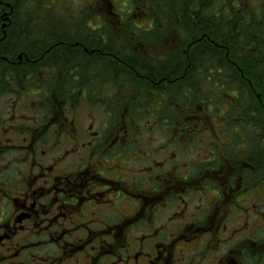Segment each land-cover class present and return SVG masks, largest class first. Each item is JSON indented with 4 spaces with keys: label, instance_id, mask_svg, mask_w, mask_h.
<instances>
[{
    "label": "flooded vegetation",
    "instance_id": "1",
    "mask_svg": "<svg viewBox=\"0 0 264 264\" xmlns=\"http://www.w3.org/2000/svg\"><path fill=\"white\" fill-rule=\"evenodd\" d=\"M89 2L83 9L92 8L95 16H101L102 0L87 7ZM6 8L0 1L3 17ZM176 9L184 17L177 25L192 26L180 27L173 43L183 39L190 45H221L228 40L224 30L234 15L233 20L250 31L242 34L243 40L264 44V0H178ZM114 12L111 21L89 22L88 28L82 23L84 27L77 31L67 27L61 36L51 29L45 37L30 39L22 54L17 43L20 26L7 39L6 28L0 25V46L7 51L1 53L0 48V106L6 95L41 99L25 106L32 116L22 115L21 104L15 102L9 113L0 111V264H264V223L258 224L264 203L251 209L244 204L264 193V166L251 161L252 152L262 161V131L250 119H229L219 111L223 115L210 116L209 133L221 126V136L238 145L233 157L242 164L226 172L228 151L216 153L210 146L219 147L215 141L196 145L198 150L206 147L210 151L206 157L213 159L182 161V143L188 136L193 143L192 137L202 132L197 111L208 105L212 110L218 102L214 97L203 106L183 110L187 105L174 101L172 118L164 109L171 93L163 88L171 86L176 94L179 78L193 76L189 70L194 62L213 57L193 51L172 56L162 50L163 60L174 61L175 66L189 62L188 69L184 63L175 70L157 71L162 80L140 82L156 72L141 63L145 55L128 51L132 42L145 41L148 21L144 25L136 14L131 16L134 21H120L118 16L126 10L121 13L117 7ZM204 12L206 17L216 12V22L211 18V23L207 18L203 22L199 15ZM208 29L218 37H210ZM112 35L125 41L123 53H112ZM245 56L238 73L260 75L259 70L246 68ZM218 57L228 62L231 58L229 54ZM21 76L27 77L25 86ZM69 76L80 84L78 96L53 93L52 87ZM150 91L161 94L156 112L149 106L135 109L138 95ZM86 108L101 113L77 126L69 115L79 117ZM150 109L155 113L151 120L161 121L169 135L168 144L159 150L140 147L144 131L149 132L142 124ZM235 124L238 127H230ZM173 130L177 133L171 134ZM229 130L234 133L229 135ZM221 145L225 148L224 140ZM220 153L225 162L219 160ZM136 161L141 163L138 168H134ZM251 169L254 178L249 176Z\"/></svg>",
    "mask_w": 264,
    "mask_h": 264
},
{
    "label": "rangeland",
    "instance_id": "2",
    "mask_svg": "<svg viewBox=\"0 0 264 264\" xmlns=\"http://www.w3.org/2000/svg\"><path fill=\"white\" fill-rule=\"evenodd\" d=\"M56 3L57 4V8L56 11L59 12L61 10L65 11V8L68 7H72L73 12H75L76 16L74 19H72L69 23L68 26L65 25H61V24H56L54 22H52L51 20H48V16L45 12V10H43V8H40L39 14H36L33 10V6L29 5L30 8H26L24 7V10L28 9L30 11H32L33 13V17L31 20H27L26 15L23 13V6H21L19 8H17V5H15V8L13 6V2H18L22 3V0H6V2L8 3V5H10L11 7L6 8V12L4 14V17L2 16L3 14H0V25H2L1 23H3V25L5 26L6 30H5V34H6V38L8 39V36H12L14 37V34L17 33V29L16 26H20L21 31L18 35L17 38H21L20 42H17L18 44H21L20 48L22 51L26 50L29 46V41L30 39H35V38H40V37H45L47 35V33H49L52 29V31L56 34V32L58 31H62L63 33L67 32V27L72 28L74 31L77 30H81L84 26L82 24V21L86 20L88 17H95V12H90L92 10V8H88V10H84L83 7H85L87 5L88 0H49L48 1V5H50V3ZM108 3V2H107ZM118 4V3H117ZM9 7V6H8ZM86 9V8H85ZM120 11L121 13H124V11L126 10L124 7V4L120 5ZM85 11V12H84ZM93 11V10H92ZM216 13V12H215ZM217 15L220 17L222 14L220 12L217 13ZM3 17V18H2ZM137 20L139 22L143 21V24L146 25V19L142 14H137L136 15ZM213 27H218V24H214ZM115 35H112V38ZM0 37L1 34H0ZM19 40V39H17ZM173 40L171 39L170 41H168L166 44L163 43H148V41H143L140 39V41H137L136 43H131V48L128 51V54L130 55H145L146 57L144 58L145 61L141 62L146 70L149 69L150 72H157L159 70H163L166 68H170L172 70L178 69V67L181 65H184V63L186 64L187 68L185 70L188 69V65L190 64L189 62H184L182 61L179 66H175V62L174 61H166L163 60V54H162V50H164L165 52L169 51L168 53L171 54L173 56V54L175 55H183L184 53H189L191 51H193L192 53H196L197 50L200 48L198 47L197 50L196 46L199 44L194 45L195 47L192 49L190 46V44L186 43L185 41H183V39H181L179 42L173 43ZM113 45L112 49L113 52L112 53H123V51L121 50L122 47H125L127 45H125V41H121L120 39H116L113 38ZM170 43V45H169ZM125 45V46H124ZM192 46V45H191ZM202 46H205L204 44H202ZM3 47V44L0 46ZM195 50V51H194ZM83 52V49H82ZM20 53L22 54V52L20 51ZM206 55V54H203ZM221 55V54H218ZM217 58V56H216ZM221 58V57H220ZM218 59V58H217ZM166 61V62H165ZM201 61V62H199ZM197 66V69L199 71H204L207 68H212L213 70H216L217 67H219V65L214 62L211 61L209 58L207 57H199L197 59V63L194 62L193 66L191 67V69L189 71H193V76L196 80V82H198V86L199 88H202L201 91V95L196 96L195 98H193V96H191L192 98H190L189 94H187V90L186 92L183 94L184 95V99L181 101L182 105H184L183 110H187L188 108H194L195 105L196 106H203L202 103L205 104V102L209 103L211 98L214 96H216L217 98L219 97H225V102H223L222 100H218V103L215 105V107L211 110L209 105L207 107H205V109H199L198 112V116L199 119L201 120V128H202V132H198L197 135L198 136H193L192 139L194 140L193 143L189 140L191 139V137H187V141L186 144L182 143V147H183V151L180 152L179 156L181 157L182 161H185L187 163H194L195 161H197L198 159L201 160H206L207 158H212L214 156L210 155L209 157H206L209 155V152L207 150V148H200L198 150V148L196 147V145H201V144H205L207 143L209 145L210 142H217L220 146L217 147L214 144L210 145L212 147V149H217L216 153H218V150H223L224 152H227L228 158H230V160L227 159L226 163L222 158H221V153L219 154V160L224 163V169L226 170V172H229L228 170H230V168L233 169V167H237L239 165L242 164V161L238 160V158L233 157L234 153L235 155H237V148L238 145L235 144L234 146L232 145L233 141H230V139H232L231 137H223L221 136V134L223 133L221 126H215V132H210L209 130H211V126H210V116L213 117V115H216L217 117L220 116V112L222 111L223 113L226 112L228 113L229 110V103L226 101L228 99V96L225 95V93H227L226 91H222L220 84H222V82H218V80L214 79V77H212V79L210 81H207L208 79L202 75H199L198 73L195 72V67ZM146 78L140 79V82L145 81ZM62 80V79H61ZM60 80V82H61ZM192 86H193V82H191ZM60 84V83H59ZM142 84V83H141ZM146 84V82L144 83ZM182 82L177 84L176 88V94H173L174 92V88L169 86L168 88L170 89H166L168 92L171 93V96H168V100L166 101V108H164L166 110V112L168 113V115L172 118L175 117V110H172L174 107V101H178L177 97H178V93L179 90L181 91V89L183 88L181 86ZM173 88V89H171ZM229 91V90H228ZM207 94V95H206ZM149 95V97H148ZM78 96V94L76 95V97ZM135 96V95H134ZM146 96V97H143ZM161 94H159V91H150L149 94H139L138 95V99H135V102H137L134 106L135 109L138 108L139 105L141 106H149V108H154V111L156 112L157 107L160 105L159 102L161 101L160 99ZM175 97V98H174ZM210 97V98H209ZM215 97V98H216ZM136 98V97H135ZM40 97H35V95L32 96V98H27V99H23L22 97L20 98H16V97H11L10 95H6L5 96V100H3L1 102V106H0V111L3 114H7L9 113L10 109L15 106L14 102L16 104H21L20 107H18L19 112L22 113V115H28V116H32V113L30 111L29 108L25 107L28 105L34 106L35 104H37L40 101ZM214 111V112H213ZM190 112V111H188ZM100 111L96 108V109H90V108H86V112H84L83 110L80 112L79 117H75L74 115L70 114L69 117L71 118V120L73 118L76 119V123L77 126L79 125H83L84 122L87 120L88 117L90 116H94V115H100ZM206 113L208 114V116L206 115ZM215 113V114H214ZM154 112L150 109V114L147 116L149 117L147 121H145L142 126L146 129L147 127H149V132L146 130V132L144 131V138L141 140L140 143V147L143 148L144 150H159L162 149L163 147H165L168 144V141H166L167 137H169L168 132H165L164 129L165 127L163 125H160L159 122H155L153 120H151L152 117H154ZM223 115V114H221ZM86 116V117H85ZM100 118V116H99ZM98 118V119H99ZM178 118V117H177ZM176 118V119H177ZM214 119V118H212ZM215 120V119H214ZM216 121V120H215ZM149 122V123H148ZM217 123V121L215 122ZM200 124V123H198ZM156 127V128H154ZM209 128V130H208ZM189 129L191 131L194 130V126L193 125H189ZM171 134L173 133H177L173 131H170ZM181 133V132H180ZM188 135L189 131L186 132ZM229 135H232L234 132L232 130H229L227 132ZM201 135V136H200ZM207 135V136H206ZM206 136V137H205ZM183 139V138H182ZM234 140L237 139V137L233 138ZM205 140H207V142H204ZM222 140L225 141L226 145L224 148V145H221ZM227 141V142H226ZM231 142V145H228L227 143ZM255 149H259L260 150V145L256 146L253 145ZM138 144L136 145V149H137ZM181 147V148H182ZM229 147V148H227ZM247 147V144H246ZM176 150H179V147L175 148ZM250 150H252V148H249V150H246V153L248 152V154H246V156H249V152ZM251 156H254V159H252V163L254 166H259L262 165L264 166V162L263 159L262 161H260L259 157H256V155H254V153H251ZM158 160H160V157H157ZM214 163V162H213ZM251 163V166L253 167ZM212 165H216L215 163ZM141 166V163L139 161L134 162V168H138ZM238 170H233L232 172L236 173ZM251 172V173H250ZM237 175V174H236ZM249 176H251V178H254L255 176V171L254 170H250L249 171ZM237 182V185L239 184L238 182V178L235 180ZM256 185V184H255ZM256 203H264V193H262L260 196H256L252 199H249V201H245V207H248V209H251L252 206ZM259 210H261V207L259 208ZM259 214V213H257ZM263 215V214H262ZM260 215L259 216V223H264V216Z\"/></svg>",
    "mask_w": 264,
    "mask_h": 264
},
{
    "label": "trees",
    "instance_id": "3",
    "mask_svg": "<svg viewBox=\"0 0 264 264\" xmlns=\"http://www.w3.org/2000/svg\"><path fill=\"white\" fill-rule=\"evenodd\" d=\"M0 1L1 4H4V6H6L9 10L11 6H7L8 3L6 2V0ZM48 1L49 0H22V3L18 2L17 4V2H13L12 4L14 8L15 5H17V8L18 6L19 8L23 6V13L26 15L28 21L31 20L33 17L32 11H34L36 14H39V12L36 11H39L40 8H43V10H45L48 16V20H53L52 22L56 24H65L67 21H71L72 19H74L73 14L71 13L73 11L72 7L65 8V11L61 10L57 12V4L53 1V3H50V5H48ZM97 1L98 0H90L89 5L87 7H90L92 3ZM122 4H124L126 14H121V16H118L120 21H134L132 20L133 18L131 19V16L133 14L137 15L142 13L144 14L143 16H147L146 21H148V27L146 28V30L148 31H143V39L145 41H149L148 43L166 44L171 39L173 40L174 33L179 31L180 27L191 28L192 26L188 23L184 24L185 22H182L181 26L177 25L179 20L184 21V17H180L176 9L178 6V0H108V3L105 0H102V15L99 16L96 14L95 17H88L86 20L82 21V23H84L85 27L88 28L87 24L89 22L101 21L102 23H104L105 21H111L113 20L112 16H114L115 13L114 9H117V7L120 8V5ZM216 4L217 3L214 2L215 6ZM29 5L33 6V10H24V7L30 8ZM109 6L112 8V11L109 10ZM84 10H88V8ZM137 11H139V13H136ZM90 12L93 11L91 10ZM211 14H213V16L209 15L210 17H206L207 13L204 12L203 14H200L199 17L203 19V22L206 18L210 20V23L211 19L213 22H216L215 13L212 12ZM233 16L234 15H230L228 28L224 30V38L228 37V40H225L227 42H222L221 45H197L195 49L197 50V48L200 47L197 50L196 54H209L213 57L210 60L216 62L219 67H217L216 70H213L209 67L204 71H199L196 66L194 69L196 73L204 76L203 78L206 77L208 79L207 81H210L212 77H214V79L218 80V82H222V84H220V87L222 91L227 92L225 93V95L228 96V99L226 101L229 103V110L228 113H226L225 115L226 117H228L229 119H250L253 121V126L262 131L261 140L263 141V147L261 149V155L264 162V44H252L243 40L241 38L242 34H249L250 31L245 30V25H240L239 21L236 22L235 20H233ZM212 30L213 29H208L207 33H209V36L214 39L218 36L214 32H212ZM58 34L61 36L60 31H58ZM92 34L93 33L90 32L89 37H93ZM7 47L8 46L5 45V48ZM189 47L193 49L195 46L190 45ZM0 48L2 50L1 53H7V51L3 49L4 47ZM21 52L24 53L25 50ZM243 53H245L244 55H246V68L251 69L253 71L259 70L260 75L255 76L253 74L250 75L246 73L245 76H241L238 73L240 69L239 61L244 56ZM218 54H221L222 56L229 54L231 58L228 62L227 59L218 57ZM216 56L218 59L216 58ZM253 65H255L254 68ZM211 71L214 72L213 76L210 75ZM150 74V78L146 77L147 80L157 81L163 79L162 76L157 72ZM21 79L22 86H25L27 77L21 76ZM179 80L182 82L181 86L183 85V88L181 89V91L179 90L177 97L178 101L181 102L184 99L183 94L186 92V90L188 92L187 94L193 93L196 96L201 95L202 88H199L198 82H196L194 76L190 75L188 77L179 78ZM191 82H193V86L191 85ZM79 86V82L69 76L68 78L62 80L60 84L57 83L54 88L52 87V92L59 96H63L64 94L76 96L78 94V92L76 91L79 89ZM135 86H137L141 90L145 89L144 85L139 84L137 82H135ZM165 86L166 85H164L163 88L164 91L166 90ZM26 87H28V85ZM151 89H154V87L150 86V90ZM212 98L214 99V96ZM219 99L225 102V97H216L215 101L218 102ZM235 125L236 126L230 125V127H238L237 124ZM249 135H251L253 138L252 133H249Z\"/></svg>",
    "mask_w": 264,
    "mask_h": 264
}]
</instances>
